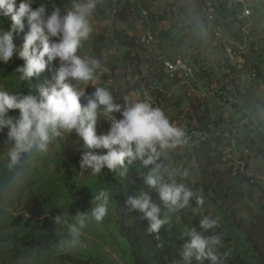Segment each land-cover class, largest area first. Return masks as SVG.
Listing matches in <instances>:
<instances>
[{
  "label": "rangeland",
  "instance_id": "1",
  "mask_svg": "<svg viewBox=\"0 0 264 264\" xmlns=\"http://www.w3.org/2000/svg\"><path fill=\"white\" fill-rule=\"evenodd\" d=\"M120 1L123 2L124 0ZM220 1L146 0L144 3L156 10L155 16L157 15L158 21L162 22L155 23L154 27L156 53L163 54L173 62L179 56H185L191 61V66L195 68L198 74L203 70H209L213 83L216 81L218 84L220 83L218 87L215 84L212 85V90L209 88V80L207 78L202 79L198 75L196 79L190 81L184 78L168 83L163 81L160 83V87L164 90H159L154 84L159 83L156 75H159L160 65L156 64L152 54L146 53L148 56H143L142 63L138 60L139 58L127 59L129 48L120 46L112 38L114 31H117L121 33L120 38L123 41L134 43L133 52L139 51L143 31L137 20L126 11L111 16L113 13L111 0H97L96 10L90 17L93 31L89 38L83 41L78 54L97 58L108 69L106 73L99 72L94 83L96 86L107 87L118 102L125 97L133 102H146L142 87L141 91L137 89V77H147L146 92L151 97V100L148 101H155L154 103L158 107L162 100L152 99L151 94L161 95L164 91V102L161 110L169 118L170 123L183 130L184 136L190 133L191 128L196 124L199 132H209V128H215L216 123L223 120L226 122L220 123L223 127H228L229 123L241 119L249 121L255 117V109L250 111L240 103V108L234 112L231 106L225 104L218 96L220 88L223 86V78L222 76L218 77L217 74L225 61L223 58H218L220 55L214 47L221 43L222 37L230 40L236 48H240V45L244 47L248 44V40L246 41L245 38L249 37V39L257 42L256 45L262 47V55L264 56V0H248L247 8L251 10L252 16L247 19L244 25L246 32H243L241 25L233 26V20H231V13L242 12L243 8L234 6L233 0H229L230 16H225L224 19V14L216 13ZM49 3L50 5H46L49 11L56 7L63 11L69 6L70 0H51ZM183 7L188 8L190 13H186V8ZM166 8L168 17L163 13ZM205 8L215 11V29L207 30L208 27L205 25L201 14L202 9ZM102 11H106L107 14H103ZM141 13L140 17L142 16ZM212 20L213 17H210V21ZM0 22H2L1 17ZM141 26L146 27V31L151 24L149 26L147 22V26ZM0 28L9 29L4 23H0ZM239 53L241 58L238 61L242 67L239 64L238 73L234 79L244 93L253 94V97L250 98L253 103H256V99L264 103V77L261 81L256 79L260 85H252L246 80L247 71L244 66H254L256 60L252 59L251 62L245 49H240ZM15 68L13 59L6 64L0 63V90L23 94L26 86L23 82L26 81L20 80L19 73L14 75L16 73ZM160 77L165 78L166 76L160 72ZM230 84L232 83L230 82ZM148 86L151 91H149ZM86 88L94 91V86L91 84L87 85ZM259 109L257 107V110ZM259 113L264 119V106ZM9 115L16 117L19 115V111L12 110ZM243 135L246 136L245 133H238L236 139H243ZM232 138L235 139L234 136ZM10 146L7 143V129H5L3 133H0V243L9 242L12 252L0 256V264H68L63 263L61 256L75 254L84 257L88 255L89 257L107 258L109 253L120 247L117 245L122 243H108L106 235H110V233L107 229L113 227V221L107 217L100 222L89 219L82 231L80 243L74 247L69 246L66 243L70 238L69 224L75 222L74 216L77 212L84 213L87 211L83 208L84 203L79 202L72 195L73 190L64 186L60 174L61 167L56 161L54 149L49 145L46 153L37 154L27 166L12 169L8 167L7 159V148ZM196 149L197 146L194 142L186 146H183L181 142L177 147L165 150L162 154L168 161L170 171L174 174L180 173L176 178H183L194 184L198 183V185H210L212 188L211 197L222 207L228 209L236 220L248 228L255 243L264 251V159L254 154V148H251L252 154L248 157V167L242 174L248 179L254 178L256 180V187L252 188L248 182H244V178L231 180L225 174L226 166L215 160L209 168V173L204 176L197 162ZM243 151V145L238 142L231 156L234 157V153H236V157L239 158ZM204 167L209 166L204 164ZM77 185L80 190L92 194H97L100 187L95 178H82L77 181ZM200 187L205 192V189ZM31 196L42 197L44 200L51 199V202L46 206L55 209L57 215L63 214L64 217V222L58 224L55 222L50 227L32 235V241L41 238L44 245L49 246V251H43L44 247L37 251H31L24 248L22 244L15 243L14 240L16 234L21 239L28 235L23 224L12 227V221L21 209L19 202L25 203ZM212 202L215 205V202L209 199L206 209L213 208L217 212L218 209L214 208ZM5 244L1 246H5ZM0 252L6 254L4 251L0 250Z\"/></svg>",
  "mask_w": 264,
  "mask_h": 264
},
{
  "label": "clouds",
  "instance_id": "2",
  "mask_svg": "<svg viewBox=\"0 0 264 264\" xmlns=\"http://www.w3.org/2000/svg\"><path fill=\"white\" fill-rule=\"evenodd\" d=\"M46 1L50 5L51 0ZM111 1L113 5L111 16L126 11L137 20V23L140 12L136 10L132 13V8L136 9L138 4H141L143 8L149 10L154 34L155 22L152 17L155 16L156 10L146 6L144 4L146 0ZM34 2L35 0H21L17 7V0H0V17H10L12 21L9 29L0 28V63L6 64L13 59L17 68L14 75L19 73L20 80L26 81L23 82L26 84L24 91L29 86L30 80L33 77L39 78L53 61H56L57 71L50 82L38 88V95L31 93L23 95L24 92L21 94L0 90V133L7 129V143L11 145L7 148V159L8 167L12 169L27 166L37 154L46 153L49 145L54 149L55 155L58 150L57 146L55 148L58 138L77 135L79 143H81L80 138L82 139L84 149L75 157L74 164L80 166L83 175L75 178V184L77 186V181L82 178H95L100 187L97 194L90 193V196L93 195L91 205L83 206L87 212H77L74 216L75 222L69 224L70 238L66 243L72 247L78 245L86 222L89 219L100 222L109 214L110 206L118 196L106 183L107 175H110L112 180L123 181L128 178H141L147 188L157 191L160 204L155 203L143 190L136 191L127 199L131 210L140 213L147 221L148 233H159L169 220L174 221L175 216L179 217L184 208L203 205L204 197L196 191L198 183L176 178L180 173L174 174L170 171L168 161L162 153L177 147L181 142L186 146L183 144V139L193 131L198 134L208 133L211 136L215 128H209V132H199L196 124L191 128L190 133L184 136L183 130L170 123L169 118L161 110L164 91L161 95L151 94L152 99L162 100L157 107L155 101H148L147 98L146 102H133L125 97L118 102L107 87L95 85L97 74L106 73L108 69L99 59L78 53L83 41L87 40L93 31L90 17L96 10L97 0H70L69 6L63 11L59 7L49 11L46 4H40L33 9ZM233 4L242 7L244 11L245 7L236 5L234 0ZM201 14L208 27L207 30L215 29V11L205 8ZM210 17H213L212 21ZM247 19L240 21L238 18L244 25ZM25 21L28 31L24 34L22 46L18 49L14 43V33L24 32ZM138 25L144 34L146 28L139 23ZM244 25L243 32H246ZM245 39L249 41V37ZM220 40L224 49L226 47L224 41L233 45L226 38L222 37ZM141 47L142 42L140 50L134 51V54L148 56ZM239 47V50L246 49V45ZM234 48L236 50L238 47L234 46ZM259 49L262 51V47L257 45L256 50ZM134 57L136 56H132V59ZM240 58L238 55L235 62H239ZM156 77L159 88L164 90L160 87V83L169 81L161 78L160 72ZM137 81V89L141 91L143 77H137ZM89 84L94 86L93 92L92 89L86 88ZM88 91L91 93H86ZM12 110H18L19 115L10 116ZM98 118L109 122L107 133H97ZM236 140L238 144V139ZM191 142L206 143L197 136L189 144ZM246 148L248 147H244L239 158L246 159L248 167V157L252 151L250 150L248 156H244ZM234 157L237 158L236 153ZM229 162L233 161L224 163ZM236 168L234 175L242 174L246 170L245 168L243 171H236ZM60 170V174L63 175L64 170ZM165 176L167 182L164 180ZM251 180L252 184H256L254 178ZM112 195H115V199ZM163 209H167V216L163 214ZM204 210L207 211L206 208ZM204 210H201L202 213ZM55 221L64 222L63 214H58ZM216 225V219L203 216L198 226L202 231L193 227L186 233V239L178 251L179 264H193V261L197 264H204L205 261L209 264H223L221 256L217 253L218 246L221 245V237L216 234H204Z\"/></svg>",
  "mask_w": 264,
  "mask_h": 264
},
{
  "label": "trees",
  "instance_id": "3",
  "mask_svg": "<svg viewBox=\"0 0 264 264\" xmlns=\"http://www.w3.org/2000/svg\"><path fill=\"white\" fill-rule=\"evenodd\" d=\"M21 0H17V7ZM40 4H46V0H35L32 7L35 9ZM186 8V7H183ZM182 8V9H183ZM203 10V9H202ZM103 14H107L106 11H102ZM202 12V11H201ZM186 13H190L189 9L186 8ZM217 13L224 14L225 16H230V5L229 0H221L218 3ZM239 13H231V20H233V26L238 24L243 26L244 24L238 20ZM2 22L7 28H10L12 21L10 17H1ZM28 31L27 23L25 21V30L23 33H14V43L19 49L23 43V36ZM112 38L118 42L120 46L128 47L129 52L127 54V59L139 58L142 63V58L144 54L140 53L134 54L132 51L134 43L123 41L120 38V34L117 31H114ZM122 39V40H121ZM256 41L249 39L248 44L246 45V51L248 57L251 60H256L254 66L245 65L247 81L252 85H260L257 82V78L261 81L264 77V56L262 55L261 49L256 50ZM213 46V45H212ZM141 49H143L141 47ZM214 49L219 53L220 57L223 58L225 64L221 65L219 73L217 76H222L223 86L220 88L218 96L223 100L227 105H230L234 112H237L240 108V103L244 108L249 109L250 111L256 110L254 118L245 121V119L237 120L236 122L229 123V127H223L220 123H226L224 120L220 123L217 122L215 129L212 132L221 131L223 132L224 138L217 139L219 143H223L224 139L227 141L231 137H235L238 133H245L246 136L243 139H238L239 144L241 143L243 147L254 148V154H257L258 157L264 159V119L261 118V110L264 106V103L261 100L256 99V103L250 99L253 97V94L249 95L244 93L238 82L234 77L238 73V66L240 62H232L227 58L225 49L221 44H217ZM238 50V51H237ZM144 52V51H143ZM236 52L239 53V48L236 49ZM246 53V54H247ZM240 55V54H238ZM261 60H260V59ZM253 59V60H252ZM260 60L258 63L257 61ZM23 61V60H22ZM24 63V61H23ZM56 61H53L46 71L41 74L39 78L33 77L28 83L27 89H25L23 95L27 94H37L38 88L41 85H46L52 80L55 76L57 68ZM240 67L242 65L240 64ZM263 69V70H262ZM197 72V71H196ZM197 75L209 80V88L212 90V85L215 84L218 87V82L213 83V78L209 73V70H203L200 74ZM243 80V79H241ZM230 82L232 84H230ZM149 91H151L148 86ZM93 92V91H92ZM91 93V91L86 92ZM231 101H230V99ZM261 104V105H260ZM257 107L260 109L257 110ZM258 116V117H257ZM238 122V124H237ZM220 126V127H219ZM109 130V122L103 118H98L97 123V133H107ZM235 131V132H234ZM214 132V133H215ZM227 134V135H226ZM79 137L76 136H65L63 138H58L55 145L57 146V152L55 153V158L57 163L60 161L61 169H63L62 180L64 186H67L68 189L73 190L72 195L76 197L79 202H83L85 205H91L92 196L86 191H82L78 188V185L75 184V178L82 176V171L80 166H76L74 163L76 161V156H79V152L84 149V144L80 138L81 143L77 141ZM223 139V140H221ZM221 141V142H220ZM197 149L195 155L198 158V163L202 169L204 176L209 173V168L214 163V160L220 163L223 166H226L225 174L228 175L231 180H236L237 178H244V182H248L252 188H255L256 185L252 184V180L246 178L241 173L234 175V169L237 165H233V162L224 163L222 161V154L218 153L217 149H213L208 143H195ZM247 149V148H246ZM246 160V159H243ZM161 162L162 155H161ZM204 164H207L209 167H204ZM241 170V169H238ZM61 173V170H60ZM165 182H167L166 176L164 177ZM114 184L112 185V183ZM106 183L110 186L109 188L116 193L118 199L110 206V211L107 218L113 221V227L107 229L110 235H106L108 238V243H122L119 248L115 249L113 252L108 254L107 258H98V257H89L86 255H70L61 256L63 258V263L68 264H179L178 251L184 240L186 239V233L196 227L199 229V221L203 216H209L217 220V225L215 228L209 230V232L204 233L205 235L216 234L221 237V245L218 246L217 253L221 256L223 264H264V251L258 247V244L253 240L251 232L246 226L241 224L233 214L228 211V209L222 207L218 204L210 194L211 186L208 184L197 185L196 191L198 194L204 197L203 205H192L188 208H184L182 214L178 217L175 216L174 221L169 220L159 231V233H148L147 221L142 218V215L136 211H132L130 206L127 204V199L129 196H132L136 191L143 190L147 192L153 201L157 204H160L158 193L155 189H149L144 184L141 178H128V180L123 181L112 180L110 175H107ZM202 186L205 189V192L200 188ZM195 191V188L193 189ZM214 191V190H213ZM112 198L115 199V195H112ZM209 199L215 202L214 208L218 209L217 212L212 209H208L205 213H202L201 210H204L208 206ZM51 199L44 200L42 197L31 196L25 203L22 201L19 202L21 207L18 215L12 221V227H18L22 224L25 226V230L28 231V235L24 238H20L18 234L14 237L15 243L22 244L24 248L30 249L31 251H37L44 247L43 251H49V246L44 245L42 239H35L32 241V235L38 233L40 230L46 229L53 225L55 217L57 216L56 210L46 206ZM91 209V208H90ZM88 209V210H90ZM213 210V211H212ZM163 214L167 216V209H163ZM173 218V217H171ZM169 218V219H171ZM190 219V220H189ZM57 223V222H56ZM58 224V223H57ZM10 227V226H9ZM202 231V230H200ZM7 243V244H5ZM5 244V246H1ZM9 242L0 243V250L4 251L6 254L0 252V256L7 255L12 252V249L9 247ZM46 246V247H45ZM68 261V262H65ZM193 264L197 262L193 261ZM204 264H209L208 261H205Z\"/></svg>",
  "mask_w": 264,
  "mask_h": 264
},
{
  "label": "bare ground",
  "instance_id": "4",
  "mask_svg": "<svg viewBox=\"0 0 264 264\" xmlns=\"http://www.w3.org/2000/svg\"><path fill=\"white\" fill-rule=\"evenodd\" d=\"M138 5H140V4H138ZM141 6H137L136 9H138V10L140 9L139 10L140 12H145V10H144L145 8L143 9V6L142 7ZM139 19H140V22H142V16L141 17L139 16ZM139 19H138V22H139ZM147 22H148V25L150 26L151 23H150L149 19H147ZM142 27H144V26H142ZM150 28H151V26H150ZM147 36H148V30L144 31L141 42H145L147 39ZM224 44L226 46L225 47V53H226L227 58L230 59L232 62H235V60H237V56H238L235 48H233L232 45H230L227 41H224ZM151 54L155 58L156 63L160 65L161 74L166 76V71H167L168 76H172V77H180L181 76V78H184L187 81L188 80L190 81L192 79L191 74H182V67H186V59H187L184 56L178 57V66L179 67H175V65H171L170 63H165L166 57L163 54H161V53H156V54L151 53ZM192 72L196 73V71L193 67H192ZM154 83H155V81H154ZM154 85L156 86V83ZM196 134H197L196 131H193L192 134L189 135L188 137H193ZM227 136L230 138L229 141L224 139V141H222L223 143H219L217 139L224 138L223 132H221L219 130L216 131L211 136L208 133L198 134V137L202 142L209 143L214 149H219V151L221 153L230 154V157H233L231 155H233V152L235 151L234 146H235L236 140L233 138L231 139V135H227ZM221 140H223V139H221ZM245 152H250V150L247 148V149H245ZM223 154H222V156H223ZM235 164L237 165L236 171L238 169H241V167L242 168L247 167V161L243 160V159H238V163H235Z\"/></svg>",
  "mask_w": 264,
  "mask_h": 264
},
{
  "label": "built area",
  "instance_id": "5",
  "mask_svg": "<svg viewBox=\"0 0 264 264\" xmlns=\"http://www.w3.org/2000/svg\"><path fill=\"white\" fill-rule=\"evenodd\" d=\"M234 3L236 5H240L245 7L244 11L239 15V20L240 21H245L248 17H250L252 15L251 11L247 8V4H248V0H234ZM137 9L132 8V13L136 12ZM150 16V11L145 9V12H142V22H138L140 25H147V19H149ZM154 34L152 31V28H148V36L145 42H142V48L144 53H155L156 54V48L154 46ZM233 58V57H232ZM234 59V58H233ZM235 60V59H234ZM237 61V60H235ZM165 63H170L171 65H175V67H179L178 66V58L173 62L168 60L167 58H165ZM182 74H191L192 75V80H194L196 78V73L192 72V66L191 63L188 59H186V67H182ZM149 75V74H148ZM167 81H175V80H180V77H172V76H168L167 71H166V77L164 78ZM146 84H147V77H143V82H142V89H143V94L145 95V97L148 100H151V97L149 96V94L146 92ZM156 87L159 88V83H156ZM159 90H161L159 88ZM198 137V134H196L193 137H186L183 139V144L187 145L189 144V142L192 140V138L194 137ZM237 147V141H235V146L234 148ZM218 150V153L223 154ZM250 154V152H244V156H248ZM242 159V158H239ZM223 161L224 162H228V161H233L234 163H238V159L237 158H231L230 154H223ZM245 168L241 167V170L243 171Z\"/></svg>",
  "mask_w": 264,
  "mask_h": 264
},
{
  "label": "crops",
  "instance_id": "6",
  "mask_svg": "<svg viewBox=\"0 0 264 264\" xmlns=\"http://www.w3.org/2000/svg\"><path fill=\"white\" fill-rule=\"evenodd\" d=\"M167 12H168V10H167V8H166V9L163 11V13L166 15V17H168V15H169V14H167ZM156 13H157V12H156ZM156 13H155V14H156ZM160 14H162V13L160 12ZM152 18H153V20L155 21V23H158V24H159V23H162V22H159V21H158L157 15H156V16H153ZM163 18H164V15H163ZM167 26H168V25H167ZM165 28H166V27H165ZM156 46H157V45H156Z\"/></svg>",
  "mask_w": 264,
  "mask_h": 264
}]
</instances>
